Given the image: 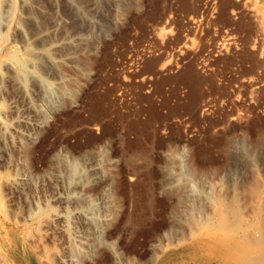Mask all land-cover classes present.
Masks as SVG:
<instances>
[{"label": "rangeland", "instance_id": "rangeland-1", "mask_svg": "<svg viewBox=\"0 0 264 264\" xmlns=\"http://www.w3.org/2000/svg\"><path fill=\"white\" fill-rule=\"evenodd\" d=\"M263 206L264 0H0V264H264Z\"/></svg>", "mask_w": 264, "mask_h": 264}, {"label": "bare ground", "instance_id": "bare-ground-1", "mask_svg": "<svg viewBox=\"0 0 264 264\" xmlns=\"http://www.w3.org/2000/svg\"><path fill=\"white\" fill-rule=\"evenodd\" d=\"M23 34V33H22ZM33 36V35H32ZM29 37H27L26 39H28ZM24 41V40H23ZM27 41V40H26ZM33 41V40H32ZM27 60H29L30 61V59H27ZM25 63V62H24ZM28 63V62H27ZM30 65V64H29ZM31 123V122H30ZM2 149V148H1ZM88 167L90 168V169H93V164L91 163V164H89L88 165ZM94 171V170H93ZM106 179H107V175H104L102 178H100V179H96V180H94L93 181V183L92 184H100V183H103V182H105L106 181ZM217 197H220V196H217ZM221 198V197H220ZM218 199V198H217ZM220 201V200H219ZM221 203H223V198H222V200H221ZM226 203V202H225ZM218 204V206L220 205V202L219 203H217ZM261 204V203H260ZM223 206H222V208H220V209H222V214H224L223 216H222V218L223 217H226L225 216V208H224V204H222ZM221 206V205H220ZM226 207V206H225ZM261 207V206H260ZM264 207V206H263ZM261 212V211H260ZM262 213V212H261ZM261 217H262V215H261ZM214 219V218H213ZM224 219V218H223ZM227 221V220H226ZM223 222V221H222ZM260 227V226H259ZM263 227V226H262ZM254 230H256V229H254ZM252 231V230H251ZM250 232V231H249ZM209 233V232H208ZM212 233V232H211ZM210 233V234H211ZM243 233V232H242ZM248 233V232H247ZM246 232H245V234L244 235H246V236H244L245 238L247 237V234ZM261 233V234H260ZM213 234V233H212ZM230 235V232H222V234H221V236H219V237H215L214 239H212V238H210L209 240L211 241V240H217L218 241V239H219V241H224V239H222V238H228V236ZM232 235V234H231ZM264 235V233L262 234V232H252L251 234L249 233V235H248V237L249 238H251V239H249L248 237H247V239H249V240H252V242H254V239H258V238H260V237H262ZM211 236V235H210ZM209 236V237H210ZM208 237V238H209ZM258 237V238H257ZM232 238V237H231ZM242 240V238H240V240L239 241H241ZM246 240V239H245ZM245 240H244V242H245ZM248 240V241H249ZM259 240V239H258ZM262 241H264L263 239H261ZM256 241V240H255ZM252 242H250L249 241V243L251 244ZM220 243V242H219ZM218 243V244H219ZM248 243V242H247ZM214 244V243H213ZM222 245L224 244V242L223 243H221ZM220 244V245H221ZM249 244V245H250ZM253 244V243H252ZM251 244V245H252ZM256 244H258V243H256ZM222 245H221V247H222ZM225 245H226V243H225ZM231 246L229 247L230 248V250L232 251V252H234L235 254H237L238 253V255H241L242 253H243V250L245 251H248L247 249H245V247L246 246H244L245 245V243H239V242H235V240H234V242H231V244H230ZM260 245V244H259ZM214 246H216V245H214ZM224 246V245H223ZM228 246V245H227ZM226 246V247H227ZM244 246V247H243ZM253 246H254V244H253ZM210 247V246H209ZM225 247V246H224ZM247 247H248V244H247ZM256 247V246H255ZM254 247V248H255ZM262 247V246H261ZM217 248V247H216ZM223 248V247H222ZM254 248H253V250H254ZM264 248V247H263ZM219 249H221L220 248V246H219ZM227 249V248H226ZM250 249V248H249ZM252 249V248H251ZM262 249V248H261ZM219 251V250H218ZM223 251H224V249H223ZM229 251V250H228ZM214 252V251H213ZM225 252H226V250H225ZM254 251H252V254H254V255H256L255 253H253ZM259 252H261V251H259ZM247 253V252H246ZM244 254V253H243ZM252 254H251V256H252ZM257 254H258V252H257ZM234 255V254H233ZM245 255V254H244ZM259 255H260V253H259ZM215 256V255H214ZM248 256V255H247ZM250 257V256H249ZM262 256H260V258H261ZM246 258V257H245ZM248 258V257H247ZM247 258H246V260L245 261H248L247 260ZM231 259V258H230ZM252 259H254V258H252ZM227 260V259H226ZM213 261V260H212ZM251 262V260L249 261V263ZM264 262V261H263ZM244 263V262H243ZM246 263H248V262H246ZM248 263V264H249ZM230 264V263H229ZM252 264V263H251Z\"/></svg>", "mask_w": 264, "mask_h": 264}]
</instances>
